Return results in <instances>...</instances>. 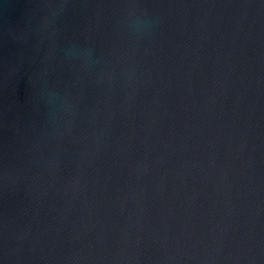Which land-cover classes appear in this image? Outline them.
I'll use <instances>...</instances> for the list:
<instances>
[{
    "label": "water",
    "instance_id": "95a60500",
    "mask_svg": "<svg viewBox=\"0 0 264 264\" xmlns=\"http://www.w3.org/2000/svg\"><path fill=\"white\" fill-rule=\"evenodd\" d=\"M0 264H264V0H0Z\"/></svg>",
    "mask_w": 264,
    "mask_h": 264
}]
</instances>
